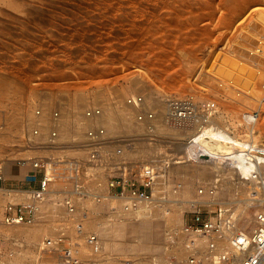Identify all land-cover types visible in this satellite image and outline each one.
Instances as JSON below:
<instances>
[{
  "label": "rangeland",
  "instance_id": "obj_1",
  "mask_svg": "<svg viewBox=\"0 0 264 264\" xmlns=\"http://www.w3.org/2000/svg\"><path fill=\"white\" fill-rule=\"evenodd\" d=\"M137 94L144 98L139 108L128 103ZM185 96L215 102L214 126L226 127L237 137L253 135L255 143L264 145V0H0V124L7 126L0 133V158L15 157L10 145L21 114L31 122L34 108L42 106L47 117L41 141L57 123V142L67 155L87 159L85 130L105 127L100 176L113 168L118 175L139 174L145 165L161 168L170 159L165 181L156 182L154 202L143 211H126L120 198L77 200L79 211L73 217L83 218L85 229L78 233L69 225L65 242L76 244L83 255L80 264H168L193 254L203 257L204 239L182 232L197 209L212 216L223 207L234 213L236 229L254 228L264 207L260 189L256 194L246 191L251 182L227 162L228 155L199 156L208 152H191L189 144L183 145L190 131L210 116L193 115L192 130L183 129L178 136L183 141L178 154L169 134L157 130L158 123L173 124L167 100ZM94 105L102 107L114 127L102 124L103 113L101 119L85 116L86 108ZM121 108L128 121L118 120ZM55 109L61 121L51 118ZM145 110L154 111V118L137 121V113ZM246 113H254L256 121ZM138 140L148 148L136 153L132 150ZM8 168L7 185H17V167ZM22 171L32 177L30 166ZM185 172L194 174L190 181ZM25 179L20 183L27 188L36 183ZM90 188L95 189L93 182ZM62 189L61 182L53 184L36 223L8 225L0 218V264H65V244L41 249L44 237L70 219ZM144 214L159 224L151 240L129 225ZM12 226L39 232L30 240L9 234ZM92 233L98 236V251L87 241Z\"/></svg>",
  "mask_w": 264,
  "mask_h": 264
},
{
  "label": "built area",
  "instance_id": "obj_2",
  "mask_svg": "<svg viewBox=\"0 0 264 264\" xmlns=\"http://www.w3.org/2000/svg\"><path fill=\"white\" fill-rule=\"evenodd\" d=\"M143 102L144 98L140 94L128 97V103L135 107H141ZM167 105L169 113L177 115L180 119L195 114L211 116L216 106L213 101L198 102L194 96L171 97L167 100ZM102 113L103 109L99 105L85 110V116L88 118L100 117ZM50 116L56 122L60 113L55 109L50 112ZM45 117H47V111L42 106L34 108L31 122L22 113L18 135L15 136L14 143L10 145L15 157L0 158V218L8 225L38 222L53 184L61 182L62 203L70 219L62 224L64 227L60 230L57 229L56 232L44 237L41 249L65 244L61 249L64 263L80 264L82 258L76 244L73 241L65 242L68 236L66 228H69V225L78 233L85 229L84 219L73 217L79 211L77 200L85 197L97 201L108 197L120 198L126 211H143L154 202L156 182L165 181L170 159H164L161 168L156 167L155 163L145 165L139 174L124 172L118 175V169L113 168L107 172L104 170L105 177L100 176L97 174V168L104 156L103 146L107 139L105 127L93 125L85 130L88 158L84 160L76 155H67L65 149L58 144L57 124L47 133L46 141H41L42 122ZM137 118L141 121L153 119L154 111H139ZM5 127H7L6 124H0V133L5 134L3 131ZM245 148L244 158L248 161H256L259 168L254 167L248 176L241 175L246 180H250L251 177L258 178L259 189L264 199V169L262 171L260 168L264 164V145H247ZM43 151L48 154H43ZM199 156L211 157L209 153H202ZM226 160L232 166V159ZM10 163L17 167L18 172L16 171L17 185L9 187L7 181L12 172V169L8 168L11 167ZM26 166H30L33 170V174H29L32 176L30 178L26 177L27 174L22 171ZM23 178H26L24 181L36 183L27 188L25 184L20 183ZM92 182L95 184L94 190L90 188ZM182 232L191 237L204 239L205 255L199 257L193 254L186 260L171 259L168 264H203V261L207 264H233L236 260H239V264H264V207L257 212L256 224L249 232L236 230L234 213H230V210L223 207L212 216L201 209L193 211L191 220L184 223ZM86 238L92 249L98 251L100 248L98 236L92 233ZM226 242L230 243L229 247H224Z\"/></svg>",
  "mask_w": 264,
  "mask_h": 264
},
{
  "label": "bare ground",
  "instance_id": "obj_3",
  "mask_svg": "<svg viewBox=\"0 0 264 264\" xmlns=\"http://www.w3.org/2000/svg\"><path fill=\"white\" fill-rule=\"evenodd\" d=\"M144 103V102H143ZM162 105V104H161ZM126 110V109H125ZM105 113H103V115H104ZM127 114H126V111H124V110H122V108L121 109H119L118 110V120L120 121L122 118H123V120H125V121H128V119H129V117L127 118V116H126ZM108 116V115H107ZM102 117V116H101ZM110 117V116H109ZM245 117L247 118V119H249V120H253V121H256V119H257V117L256 116H254L253 114H251V113H246L245 114ZM100 118V117H99ZM116 118V117H115ZM196 118V117H195ZM62 119V118H61ZM61 119H59L60 121H61ZM101 119V118H100ZM111 119V118H110ZM199 119L200 118H198V119H196V120H198L199 121ZM102 120V124L103 123H105L107 126H110V125H112L113 127H114V123H110V122H108L107 120H108V117H106V115H104V118H102L101 119ZM114 120V119H113ZM123 120H121V121H123ZM152 120V119H151ZM178 120H180V118L177 116V115H173V124H164V123H158L157 124V130L159 131V132H167V134H169L168 136H169V140H172V143H175L176 145H177V152L175 153V154H178V153H181L182 152V145H180V143H182L181 141H179V137L178 136H180V135H182V130L183 129H190V130H192L191 128L193 127L192 125V123L194 122L193 120H194V118H193V116L191 115L190 117H188V118H185L184 119V122H182L181 123V125L178 123ZM59 121V122H60ZM137 121H140V120H137ZM154 121V120H153ZM202 121V120H201ZM216 121V120H215ZM20 122V121H19ZM98 122V121H97ZM141 122V121H140ZM144 122V121H143ZM147 122H149V121H147ZM158 122V121H157ZM186 122H188V124H189V126H188V124H186ZM216 123V122H215ZM57 124V123H56ZM61 125L63 124V123H60ZM144 124H146V123H144ZM197 124V123H196ZM214 124V119H213V117L212 116H210V120H208V122L207 123H205V122H199V125L194 129V130H192V131H190V138H189V140L185 143V144H183V145H186V144H189V149L191 150V152H193L194 150H196L197 149V151H205V152H208V153H210V154H212V155H215V156H221V155H228L231 159H232V164L233 165H235L237 168L236 169H238L240 172V174H243V175H249V173H251V171H252V169L255 167V169H258L259 167H258V164H257V162L255 161H252V160H250V161H248V160H246L245 158H244V153H245V147L247 146V145H256L257 143H255V136H250L249 137V135L247 136V137H244V138H242V137H237L236 135H234L232 132H230L226 127L224 128L223 126H220V125H217V126H214L213 125ZM14 125H16V122H15V124ZM118 125V124H117ZM125 125V124H124ZM137 125V124H136ZM151 125V124H150ZM252 125H254V124H252ZM250 126V129H251V131H252V129H253V126ZM18 126V125H17ZM134 126L135 125H133V127L132 128H134ZM152 126H154V125H152ZM195 126V125H194ZM149 127V126H148ZM6 128V127H5ZM14 128H16V126L14 127ZM18 128V127H17ZM108 128V127H107ZM116 128V127H115ZM136 128V127H135ZM153 129H154V127H152ZM137 129V128H136ZM135 129V130H136ZM141 129V128H140ZM13 130V129H12ZM143 130V129H142ZM155 130V129H154ZM156 130V131H157ZM4 131V130H3ZM10 131H11V129H10ZM139 131V130H138ZM8 132V131H7ZM107 132H108V129H107ZM9 133H12V132H9ZM8 133V134H9ZM17 134V133H16ZM167 134H166V136H167ZM185 134V133H184ZM1 135V134H0ZM7 135V134H6ZM15 135V134H14ZM18 135V134H17ZM44 135V134H43ZM108 135V134H107ZM106 135V136H107ZM10 136V135H9ZM205 136H212V137H216V138H218L219 140H221V142L220 143H218L217 144V146H215V147H211V146H208L205 142H203L202 141V139H203V137H205ZM4 137V136H3ZM14 137V136H13ZM174 137V138H173ZM58 138V137H57ZM240 138H242V139H240ZM1 139H2V137H1ZM7 139V138H6ZM157 139V138H156ZM160 139V138H159ZM10 140V139H9ZM13 140V139H12ZM140 140V139H139ZM138 140V144L136 145V147H135V149H133L132 151L133 152H136V153H138V152H143L144 150H145V148L144 147H147L148 148V146H143L142 145V140L141 141H139ZM162 140V139H161ZM175 140V141H174ZM7 142H8V140H6ZM148 141V140H147ZM155 141V140H154ZM145 142H146V140H145ZM157 142V141H156ZM171 142V141H170ZM193 142V143H192ZM10 143V142H9ZM12 143V142H11ZM161 143V142H160ZM163 143V142H162ZM161 143V144H162ZM132 144V143H131ZM159 144V143H158ZM192 144V145H191ZM116 145V144H115ZM106 146V145H105ZM110 146V145H109ZM135 146V145H134ZM154 146V145H153ZM160 146V145H159ZM170 146V145H169ZM114 147H116V146H114ZM113 147V145H112V148H114ZM122 147V146H121ZM158 147V146H157ZM161 147V146H160ZM2 148V147H1ZM119 149H120V147H118ZM125 148V147H124ZM151 148V147H150ZM163 148V147H162ZM2 149H4V148H2ZM1 149V150H2ZM131 149V148H130ZM153 149V148H152ZM114 150V149H113ZM115 150H117V149H115ZM126 150V149H125ZM154 150H156V149H154ZM2 151H4V150H2ZM1 152V151H0ZM129 152V151H128ZM150 152V151H149ZM149 152H146V153H149ZM120 154V153H119ZM118 154V155H119ZM127 154H130V152L129 153H127ZM142 154V153H141ZM115 155H116V153H115ZM139 155V154H138ZM150 155V154H149ZM148 155V156H149ZM126 156V155H125ZM130 156V155H129ZM134 156V155H133ZM141 156V155H140ZM143 156V155H142ZM171 156V155H170ZM227 158V157H226ZM134 159V158H133ZM123 164V163H122ZM126 164V163H125ZM189 164V163H188ZM186 165V164H185ZM182 166H183V164H182ZM213 166V165H212ZM181 167V166H180ZM179 167V168H180ZM183 167H185V166H183ZM182 167V168H183ZM178 168V167H177ZM182 168H181V170H182ZM260 168H262V171H263V169H264V164L260 167ZM186 173V172H185ZM184 173V174H185ZM183 174V175H184ZM187 174V173H186ZM193 176H194V174L192 175V174H187L184 178H185V180L186 181H190L192 178H193ZM195 178V177H194ZM250 182H251V184L249 185V188L248 189H246V191L248 190V192L250 193V194H256L259 190H258V188H260V186H259V183H258V178L257 177H251V179H250ZM259 186V187H258ZM163 187V186H162ZM180 187H182V186H180ZM181 189V188H180ZM184 192L185 191H187V188L185 187L184 188V190H183ZM246 193V194H249V193ZM119 200V202L121 201L120 199H118ZM242 200V199H241ZM234 201V200H233ZM232 201V202H233ZM235 201H237L236 199H235ZM118 202V203H119ZM240 205V204H239ZM239 205H237V206H239ZM247 206H248V204H247ZM236 208H238V207H236ZM243 208V207H242ZM242 208L240 207V209L242 210ZM235 210V209H234ZM241 210H239V212L241 211ZM245 212V211H244ZM133 214V213H132ZM244 214V213H243ZM242 214V215H243ZM80 219V218H79ZM139 220H137V221H130V227L132 226V228L133 229H136V230H140V231H142V233H143V235L146 237V239H149V240H151L152 238V236L153 237H155L156 235H157V233L155 232L156 231V228L159 226V224H158V222L157 221H155V219L154 218H152V216L151 215H148V214H144V215H142L140 218H138ZM239 219H241V217H239ZM236 221V220H235ZM51 222H53V221H51ZM18 225H20V224H18ZM120 227V226H119ZM122 227V226H121ZM103 230L101 231V233L103 234V235H105L106 234V228H104V227H101ZM236 230H240L239 228H237ZM8 232H9V234L10 233H16V234H18V235H25L28 239H32V237H34V235H36V234H38V232H35V231H29V230H27V228H21V227H16V226H12V227H10L8 230H7ZM106 231V232H105ZM156 234V235H155ZM71 236H73V235H71ZM34 240V239H33ZM35 241V240H34ZM33 242V241H32ZM186 243V242H185ZM227 243H229V242H227ZM145 244H141V246L142 247H145L144 246ZM147 245V244H146ZM228 245H230V243L228 244ZM81 248V247H80ZM83 249V248H82ZM85 249H83V251H84ZM235 250V252H236V249H234ZM93 251V250H92ZM82 253V252H81ZM84 254V253H83ZM92 254V253H91ZM100 254V253H99ZM49 255H51V254H49ZM48 255V256H49ZM95 255V254H94ZM93 255V256H94ZM82 257H83V255H81ZM85 256V255H84ZM47 257V256H46ZM106 257V256H105ZM48 258V257H47ZM50 258V257H49ZM93 258V257H92ZM161 261V260H160ZM159 261V262H160Z\"/></svg>",
  "mask_w": 264,
  "mask_h": 264
},
{
  "label": "water",
  "instance_id": "obj_4",
  "mask_svg": "<svg viewBox=\"0 0 264 264\" xmlns=\"http://www.w3.org/2000/svg\"><path fill=\"white\" fill-rule=\"evenodd\" d=\"M202 141L211 147H215V146H217L218 143L221 142V140H219L216 137H212V136H205V137H203Z\"/></svg>",
  "mask_w": 264,
  "mask_h": 264
}]
</instances>
